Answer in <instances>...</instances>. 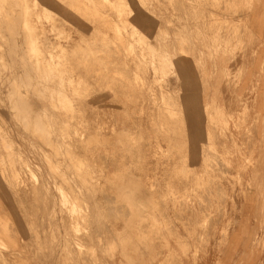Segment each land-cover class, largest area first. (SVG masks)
Listing matches in <instances>:
<instances>
[{
	"label": "rangeland",
	"instance_id": "374dc122",
	"mask_svg": "<svg viewBox=\"0 0 264 264\" xmlns=\"http://www.w3.org/2000/svg\"><path fill=\"white\" fill-rule=\"evenodd\" d=\"M183 1L0 0V264H264V116L202 107Z\"/></svg>",
	"mask_w": 264,
	"mask_h": 264
},
{
	"label": "crops",
	"instance_id": "0c3cea01",
	"mask_svg": "<svg viewBox=\"0 0 264 264\" xmlns=\"http://www.w3.org/2000/svg\"><path fill=\"white\" fill-rule=\"evenodd\" d=\"M189 1L188 78L200 90L202 107L213 89L216 93L225 91V86L215 85L231 82V68L240 69L236 91L253 101L251 114L264 116V0L252 1L237 14L230 13V0H216V7L211 0ZM230 20L240 21L243 27H229Z\"/></svg>",
	"mask_w": 264,
	"mask_h": 264
},
{
	"label": "bare ground",
	"instance_id": "6f19581e",
	"mask_svg": "<svg viewBox=\"0 0 264 264\" xmlns=\"http://www.w3.org/2000/svg\"><path fill=\"white\" fill-rule=\"evenodd\" d=\"M117 1H118V0H117ZM116 5H117V4H116ZM15 11H16V10H15ZM93 11H94V10H93ZM95 12H96V11H95ZM9 16H11V15H9ZM16 17H17V16H16ZM15 19H16V18H15ZM16 20H17V19H16ZM17 24H18V23H17ZM7 26H8V24H7ZM10 26H11V25H10ZM113 26H114V25H113ZM122 27H123V26H122ZM7 28L9 29V27H7ZM10 28H11V27H10ZM14 28H15V27H14ZM130 28H131V27H130ZM12 30H14V29H12ZM14 33H15V32H14ZM14 33H13V34H14ZM128 33H129V32H128ZM9 34H10V33H9ZM22 35H24V34H22ZM134 35H135V34H134ZM9 37H10V36H9ZM13 37H14V36H13ZM25 37H26V36H25ZM10 39H11V38H10ZM141 39H142V38H141ZM9 42H10V41H9ZM11 43H12V42H11ZM14 44H15V43H14ZM25 44H26V43H25ZM14 47H15V46H14ZM110 47H112V46H110ZM149 47H150V46H149ZM8 49H9V47H8ZM8 51H9V50H8ZM112 51H113V50H112ZM8 53H9V52H8ZM7 56H8V55H7ZM11 56H12V55H11ZM106 56H107V55H106ZM9 57H10V56H9ZM108 58H109V57H108ZM108 58H107V59H108ZM8 60H9V59H8ZM10 60H11V59H10ZM108 61H109V60H108ZM10 62H11V61H10ZM5 63H6V62H5ZM2 64H3V63H2ZM23 64H24V63H23ZM111 67H112V66H111ZM19 73H20V72H19ZM27 73H28V72H27ZM27 73H25V75H26ZM116 73H117V72H116ZM166 73H167V72H166ZM118 74H119V73H118ZM25 75H24V76H25ZM27 75H28V74H27ZM120 75H121V74H120ZM15 77H16V76H15ZM19 77H21V76H19ZM17 78H18V77H17ZM26 78H27V77H26ZM39 80H40V79H39ZM21 81H22V80H21ZM24 81H25V79H24ZM27 81H28V80H27ZM10 83H11V82H10ZM11 85H12V84H11ZM16 86H17V85H16ZM41 87H42V86H41ZM124 89H125V88H124ZM31 90H32V88H31ZM13 91H14V90H13ZM32 92H33V91H32ZM38 92H39V91H38ZM47 92H48V91H47ZM10 93H11V92H10ZM12 93L14 94V92H12ZM39 93H40V92H39ZM17 94H18V93H17ZM37 94H38V93H37ZM41 94H42V93H41ZM11 95H12V94H11ZM22 95H23V94H22ZM31 95H32V93H31ZM50 95H51V94H50ZM14 97H15V96H14ZM18 97H19V95H18ZM20 97H21V96H20ZM18 100L20 101V99H18ZM27 100H28V99H27ZM130 100H131V99H130ZM154 100H155V99H154ZM22 101H23V100H22ZM161 101H162V100H161ZM10 102L12 103V101H10ZM10 102H9V103H10ZM163 102H164V101H163ZM13 103H15V102H13ZM30 103H31V102H30V100H29V104H30ZM24 104H25V102H24ZM27 104H28V103H27ZM14 105H15V104H14ZM31 105H32V104H31ZM10 106H11V105H10ZM25 106L28 107L29 105L27 106V105L25 104ZM66 106H67V105H66ZM26 107H25V108H26ZM158 107H159V106H158ZM19 108H20V107H19ZM28 108H29V107H28ZM31 109H32V108H31ZM161 109H162V108H161ZM169 110H170V109H169ZM26 111H27V110H26ZM57 111H58V110H57ZM12 112H13V111H12ZM20 112H21V111H20ZM20 112H19V113H20ZM34 112H35V111H34ZM34 112H33V113H34ZM9 113H10V112H9ZM13 113H14V112H13ZM164 113H165V112H163V114H164ZM20 114H22V113H20ZM24 114H25V112H24ZM24 114H23V115H24ZM31 114H32V113H31ZM34 114H37V113L35 112ZM34 114H33V115H34ZM67 114H68V113H67ZM161 114H162V113H161ZM27 115H28V114H27ZM37 115H38V114H37ZM24 116H25V115H24ZM35 116H36V115H35ZM35 116H34V118H36V117L38 118V116H36V117H35ZM31 117H32V115H31ZM20 118H21V116H20ZM25 118H26V117H25ZM25 118L22 119V121L25 120ZM29 118H30V117H29ZM163 119H164V117H163ZM26 120H27V119H26ZM28 120H29V119H28ZM33 120H34V119H33ZM33 120H32V121H33ZM29 121H31V119H30ZM37 121H38V119H37ZM165 121H167V120H165ZM169 121H170V120H169ZM23 122H24V121H23ZM27 122H28V121H27ZM32 123H33V122H32ZM36 123H37V122H36ZM43 123H44V122H43ZM24 124H25V123H24ZM33 124H34V123H33ZM41 124H42V123H41ZM41 124H40V125H41ZM164 124H165V122H164ZM31 125H32V124H31ZM167 125H168V123H167ZM167 125H166V126H167ZM34 126H35V124H34ZM27 127H28V126H27ZM43 127H44V125H43ZM61 127H62V126H61ZM33 128H34V127H33ZM38 129H39V128H38ZM41 129H42V128H41ZM60 129H61V128H60ZM30 130H31V129H30ZM33 130H34V129H33ZM36 130H37V129H36ZM165 130H166V129H165ZM167 130H168V129H167ZM31 132H33V131H31ZM38 132H39V131H38ZM42 132H43V131H42ZM44 132H45V131H44ZM136 132H137V131H136ZM47 133H48V132H47ZM169 133H170V132H169ZM29 134H30V133H29ZM31 134H32V133H31ZM34 134H35V133H34ZM34 134H32V135H34ZM38 134H39V133H38ZM35 135H37V134H35ZM39 135H40V134H39ZM41 135H42V134H41ZM41 135H40V136H41ZM135 135H136V134H135ZM171 135H172V134H171ZM179 135H180V134H179ZM40 136H39V137H40ZM42 136H43V135H42ZM35 137H36V136H35ZM136 137H137V135H136ZM164 137H165V136H164ZM181 137H182V136H181ZM42 138H43V137H42ZM46 138H47V137H46ZM43 141H44V140H43ZM47 141H48V140H47ZM172 142H173V141H172ZM45 143H46V142H45ZM168 143H169V142H168ZM48 144H49V143H48ZM173 145H174V144H173ZM177 146H178V145H177ZM50 147H51V146H50ZM53 147H54V146H53ZM169 147H170V145H169ZM4 149H5V148H4ZM54 149H55V147H54ZM54 153H55V152H54ZM176 155H177V154H176ZM171 156H172V155H171ZM20 157H21V156H20ZM171 158H172V157H171ZM138 159H139V158H138ZM179 159H180V158H179ZM125 160H126V158H125ZM69 162H70V161H69ZM70 163H71V162H70ZM170 163H171V162H170ZM170 163H169V164H170ZM17 165H18V164H17ZM24 165H25V164H24ZM88 167H89V166H88ZM169 167H170V166H169ZM24 168H25V167H24ZM26 168H27V167H26ZM52 168H53V167H52ZM25 170H26V169H25ZM27 170H28V168H27ZM11 172H12V171H11ZM27 172L29 173V170H28ZM55 174H56V173H55ZM30 176H31V175H30ZM75 177H76V176H75ZM89 177H90V176H89ZM83 181H84V180H83ZM207 181H208V180H207ZM208 182H209V181H208ZM80 185H81V184H80ZM84 186H85V185H84ZM89 186H90V185H89ZM91 186H92V185H91ZM105 186H106V185H105ZM105 186H104V188H105ZM149 186H150V185H149ZM204 186H205V185H204ZM69 187H70V185H69ZM114 187H115V186H114ZM92 188H93V187H92ZM108 188H109V187H108ZM115 189H116V188H115ZM216 189H217V188H216ZM85 190H86V189H85ZM105 190H106V189H105ZM112 190H113V189H112ZM218 190H219V188H218ZM107 191H108V189H107ZM219 191H220V190H219ZM103 192H105V191L103 190ZM109 192H111V191H109ZM113 192H114V191H113ZM206 192H207V191H206ZM86 193H87V192H86ZM116 193H117V192H116ZM216 193H217V190H216ZM113 194H115V193H113ZM107 195H108V194H107ZM116 195H118V194H116ZM111 196H112V194H111ZM111 196H110V197H111ZM86 197H87V196H86ZM103 197H104V196H103ZM107 197H108V196H107ZM107 197H106V198H107ZM112 197H113V196H112ZM75 198H76V197H75ZM114 198H115V197H114ZM126 198H127V197H126ZM201 198H203V197H201ZM218 198H219V197H218ZM222 198H223V197H222ZM90 199H91V198H90ZM90 199H89V200H90ZM203 199H204V198H203ZM219 199H220V198H219ZM106 200H107V199H106ZM109 200H111V199H109ZM109 200H108V202H109ZM115 200H116V199H115ZM155 201H156V200H155ZM202 201H203V200H202ZM82 202H84V201H82ZM111 202H112V201H111ZM113 202H114V201H113ZM156 202H157V201H156ZM114 203H116V202H114ZM112 204H113V203H112ZM122 204H123V203H122ZM159 204H160V203H159ZM159 204H158V205H159ZM114 205H115V204H114ZM114 205H112V206H114ZM137 205H138V204H137ZM86 206H87V205H86ZM104 206H105V205H104ZM117 206H119V205H117ZM202 206H203V205H202ZM105 207H106V206H105ZM121 207H122V206H120L119 208H121ZM156 207H157V206H156ZM160 207H161V206H160ZM180 207H181V206H180ZM83 208H84V207H83ZM85 208H86V207H85ZM205 208H206V207H205ZM218 208H219V206H218ZM117 209H118V208H115V210H117ZM121 209H122V208H121ZM158 209H159V208H158ZM106 210H108V209H106ZM110 210H112V209H110ZM115 210H114V212H115ZM159 210H160V209H159ZM159 210H158V211H159ZM124 211H125V210H124ZM1 212H2V211H1ZM83 212H86V211L84 210ZM128 212H129V211H128ZM178 212H179V211H178ZM181 212H182V211H181ZM86 213H87V212H86ZM86 213H84V214H86ZM105 213H107V212H105ZM111 213H112V212H111ZM115 213H116V212H115ZM123 213H124V212H123ZM162 213H163V211H162ZM87 214H88V213H87ZM107 214H108V213H107ZM113 214H114V213H113ZM119 214H120V211H119ZM127 214H128V213H127ZM123 215H124V214H123ZM62 216H63V215H62ZM108 216H110V215H108ZM115 216H117V215H115ZM124 216H125V215H124ZM174 216H175V214H174ZM106 217H107V216H106ZM113 217H114V215H113ZM113 217L111 216L110 219H112ZM218 217H219V215H218ZM3 218H4V217H3ZM60 219H61V218H60ZM116 219H117V218H116ZM124 219H125V218H124ZM208 219H209V218H208ZM0 220H1V219H0ZM3 220H4V219H3ZM5 220H7V219L5 218ZM61 220H62V219H61ZM91 220H92V219H91ZM147 220H148V219H147ZM8 221H9V220H8ZM109 221H110V220H109ZM111 221H112V220H111ZM111 221H110L109 223H112ZM5 222H7V221H5ZM9 222H10V221H9ZM41 222H42V219H41ZM179 222H180V221H179ZM210 222H212V221H210ZM109 223H108V224H109ZM143 223H144V222H143ZM208 223H209V221H208ZM4 224H5V223H3L2 227L4 226ZM48 224H49V223H48ZM145 224H146V223H145ZM31 225H32V224H31ZM6 226H7V224H6ZM104 226H105V225H104ZM207 226H208V225H207ZM211 226H212V225H211ZM2 227H1V228H2ZM110 227H111V226H110ZM37 228H38V227H37ZM42 228H43V226H42ZM87 228H88V227H87ZM105 228H106V227H105ZM210 228H211V227H210ZM8 229H9V228H8ZM68 229H69V228H68ZM80 229H81V228H80ZM93 229H94V228H93ZM3 230H5V228H3ZM62 230H63V229H62ZM143 230H145V229H143ZM168 230H169V229H168ZM170 230H171V228H170ZM208 230H209V229H208ZM35 231H36V230H35ZM93 231H95V230H93ZM106 231H107V229H106ZM173 231H174V230H173ZM209 231H210V230H209ZM13 233H14V232H13ZM63 234H64V233H63ZM124 234L126 235V233H124ZM0 235H1V234H0ZM10 235H11V233H10ZM10 235H9V236H10ZM33 235H34V234H33ZM98 235H99V234H98ZM99 236H100V235H99ZM12 237H13V236H12ZM96 237H97V236H96ZM109 237H110V236H109ZM20 238H21V237H20ZM33 238H34V237H33ZM43 238H44V237H43ZM112 238H113V237H112ZM112 238H110V239L113 240ZM119 238H120V237H119ZM10 239H11V238H10ZM34 239H35V238H34ZM96 239H97V238H96ZM181 239H182V238H181ZM130 240H131V239H130ZM182 240H183V239H182ZM12 241H13V240H12ZM74 241H75V240H74ZM109 241H110V240H109ZM134 241H135V240H134ZM43 242H44V241H43ZM61 242H62V241H61ZM107 242H108V241H107ZM21 243H22V242H21ZM105 243H106V242H105ZM182 243H183V242H182ZM134 244H135V243H134ZM44 245H45V244H44ZM136 245H137V244H136ZM136 245H134V247H135ZM65 246H66V245H65ZM78 246H79V245H78ZM105 246H106V245H105ZM184 246H185V245H184ZM193 247L195 248V246H193ZM154 248H155V247H154ZM89 249H90V248H89ZM62 250H63V249H62ZM73 251H74V250H73ZM80 251H81V250H80ZM79 253H80V252H79ZM72 254H73V253H72ZM169 254H170V253H169ZM4 255H5V254H4ZM85 255H86V254H85ZM5 256H9V255H5ZM9 257H10V256H9ZM60 257H61V256H60ZM11 258H12V257H11ZM80 258H81V257H80ZM84 258H85V256H84ZM84 258H83V259H84ZM86 258H87V257H86ZM1 259H2V258H1ZM15 259H16V258H15ZM93 259H94V258H93ZM169 259H170V258H169ZM176 259H177V258H176ZM17 260H18V259H17ZM91 260H92V259H91ZM170 260H171V259H170ZM8 261H9V259H8ZM8 261H7V262H8ZM173 261H174V259H173ZM68 262H69V261H68ZM12 263H13V262H12ZM83 263H85V262H83ZM83 263H82V264H83ZM95 263H96V262H95ZM24 264H25V263H24ZM93 264H94V263H93ZM161 264H162V263H161ZM164 264H165V263H164Z\"/></svg>",
	"mask_w": 264,
	"mask_h": 264
}]
</instances>
